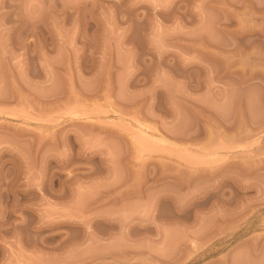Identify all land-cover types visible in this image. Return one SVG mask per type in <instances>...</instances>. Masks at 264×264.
<instances>
[{
	"label": "rangeland",
	"instance_id": "374dc122",
	"mask_svg": "<svg viewBox=\"0 0 264 264\" xmlns=\"http://www.w3.org/2000/svg\"><path fill=\"white\" fill-rule=\"evenodd\" d=\"M0 264H264V0H0Z\"/></svg>",
	"mask_w": 264,
	"mask_h": 264
}]
</instances>
